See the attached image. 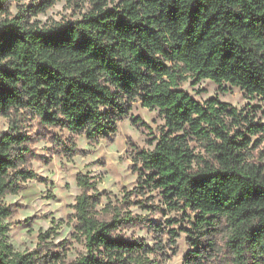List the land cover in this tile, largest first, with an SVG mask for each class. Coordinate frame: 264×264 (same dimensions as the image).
I'll list each match as a JSON object with an SVG mask.
<instances>
[{
	"label": "trees",
	"instance_id": "16d2710c",
	"mask_svg": "<svg viewBox=\"0 0 264 264\" xmlns=\"http://www.w3.org/2000/svg\"><path fill=\"white\" fill-rule=\"evenodd\" d=\"M21 1L0 0V116L8 122L0 132V264H65L53 228L28 251L8 241L5 220L19 205L2 198L40 179L33 160H49L34 142L46 138L52 153L74 155L73 136L109 140L135 101L157 108L163 122L151 147L132 146L136 181L120 198L103 203L95 180L77 173L74 237L84 250L68 264H158L151 254L175 252L178 237L150 220L160 204L189 213L181 264H264V153L252 139L264 137V123L180 87L189 76L206 78L264 100V0H86L80 18L43 25L30 17L54 0ZM135 227L153 243L126 235Z\"/></svg>",
	"mask_w": 264,
	"mask_h": 264
},
{
	"label": "rangeland",
	"instance_id": "374dc122",
	"mask_svg": "<svg viewBox=\"0 0 264 264\" xmlns=\"http://www.w3.org/2000/svg\"><path fill=\"white\" fill-rule=\"evenodd\" d=\"M114 0L108 5L117 3ZM28 2L22 0L20 2ZM90 5L86 0H54V3L44 11H40L30 17V21L38 24H50L64 19H77L86 13ZM12 12L16 11V4L10 5ZM180 87L190 93L198 101L217 95L222 101H226L237 108L252 110L255 120L264 123V100L257 96L248 95L238 86L223 83L222 89L210 79H201L194 83V77L189 76ZM139 117L140 123L134 125L131 120ZM32 121V120H31ZM163 120L158 114V109L142 107L139 101L133 103L130 113L118 124L117 130L109 140L89 142L83 134L73 136L78 153L67 156L52 153V143L46 138H39L34 142V147L39 154L49 156V160H33L32 166L40 179H29L23 187L14 194H6L2 200L5 203L19 205L16 213L5 221L9 224L8 241L20 251H28L35 247L39 232L53 228L51 240L57 245L56 252L64 255V263L68 264L84 247L74 237L73 204L79 193L76 183L78 172L88 174L95 180L96 189L112 201L122 196V189H130L135 185L136 174L130 169L132 163L131 148L137 149L151 147L147 139L157 134ZM8 126L6 117L0 116V132ZM34 130L36 127L34 126ZM57 130V129H56ZM259 144L258 152L264 153V137L253 136ZM160 196H155L159 202ZM134 213L146 214L148 211L141 210L136 206L130 208ZM189 214V213H187ZM181 210H168L164 205L149 214L151 221L162 223L166 228H174L176 238V250L168 249L164 258L160 253L151 254L158 264H181L189 246L186 240L189 216ZM126 235L143 239L148 244L153 243V234L144 227L128 228ZM203 264H219L216 261H206ZM231 264V263H224Z\"/></svg>",
	"mask_w": 264,
	"mask_h": 264
}]
</instances>
